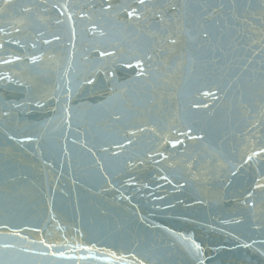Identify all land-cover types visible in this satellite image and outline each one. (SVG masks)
I'll return each mask as SVG.
<instances>
[{
    "label": "water",
    "instance_id": "95a60500",
    "mask_svg": "<svg viewBox=\"0 0 264 264\" xmlns=\"http://www.w3.org/2000/svg\"><path fill=\"white\" fill-rule=\"evenodd\" d=\"M0 264H264V0H0Z\"/></svg>",
    "mask_w": 264,
    "mask_h": 264
},
{
    "label": "snow or ice",
    "instance_id": "6c2138e0",
    "mask_svg": "<svg viewBox=\"0 0 264 264\" xmlns=\"http://www.w3.org/2000/svg\"><path fill=\"white\" fill-rule=\"evenodd\" d=\"M140 2L143 3V0H140ZM134 13H135V10H133V12H130V13H129V16L134 15ZM194 246H195V248L197 249V251H199L200 246H199L198 244H196V245H194Z\"/></svg>",
    "mask_w": 264,
    "mask_h": 264
}]
</instances>
